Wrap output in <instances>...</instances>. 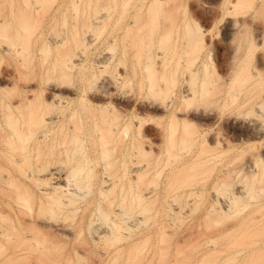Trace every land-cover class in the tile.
<instances>
[{
  "label": "rangeland",
  "instance_id": "1",
  "mask_svg": "<svg viewBox=\"0 0 264 264\" xmlns=\"http://www.w3.org/2000/svg\"><path fill=\"white\" fill-rule=\"evenodd\" d=\"M256 2L0 0V264H264Z\"/></svg>",
  "mask_w": 264,
  "mask_h": 264
},
{
  "label": "bare ground",
  "instance_id": "2",
  "mask_svg": "<svg viewBox=\"0 0 264 264\" xmlns=\"http://www.w3.org/2000/svg\"><path fill=\"white\" fill-rule=\"evenodd\" d=\"M262 3H264V0H257L256 6L261 5ZM259 32H260L259 35L263 37L264 34L261 33V30ZM260 83H262V82L260 81ZM263 83H264V81H263ZM257 84H259V83H257ZM262 84L257 85V87L255 85L256 89L253 91L252 95L248 98V100H246V102L244 104H242V106H238V107H244V109L246 110V112L244 111L245 112L244 116L243 117L237 116L241 113L240 108H237L239 111H237L235 116H234V122L233 123L231 122L232 123L231 127H233L236 131L238 130L239 133H241L242 135L252 136V137L255 136L257 139L260 137L264 138V118H263L264 116L260 115L263 113L261 111V109L264 106V85H262ZM220 85H219L217 90H212L211 87H208V89H207L208 106L206 107L204 112H205V116H206V119L208 122V123H206V124H208V126H207L208 128H212V126L214 124L213 113L217 110V108H214L213 104L220 105V102L222 99V95H221L222 94V86L220 87ZM186 97H187L186 94H182V96L180 95V99L182 98L183 100H186ZM173 107H174V109L177 108V106H175V105ZM223 115H224V112L219 110L218 118L221 119L223 117ZM260 116H262V117H260ZM140 125H141V122H140ZM209 132H210V129H209ZM127 133H128L127 130H124L122 132V136L126 137ZM209 144H211V143L209 142ZM262 145L263 144H258L256 146V150H258L259 148L262 149ZM263 160H264V155L257 151L254 159L252 160V162L250 164V167L247 166L249 168V169H247L248 170L247 173L253 177L259 175L260 174L259 163L262 162ZM68 181H70V180L68 179ZM69 183H71V182H68V184ZM76 185H74L75 188L78 187V186L76 187ZM77 189L81 190L80 188H77ZM76 194H75V196L78 195V194L77 195ZM191 194H194L193 196L195 198V195L197 194V193H195V188H194V191L191 192ZM195 205H197V202H195V204H194V207H193L194 209L196 208ZM218 207L220 209L222 208L221 203H219L218 201H216L215 203L211 202L206 207L204 214H206V216H209V215L211 216L217 210ZM125 218L128 219V217H126V215H125ZM88 226L91 227L92 225L89 224ZM196 226H197V224H195V223H194V225L192 224V227L196 228L195 230L197 231ZM195 230H194V233L196 232Z\"/></svg>",
  "mask_w": 264,
  "mask_h": 264
}]
</instances>
